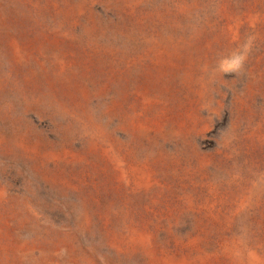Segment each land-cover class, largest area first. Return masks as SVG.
<instances>
[{"label":"rangeland","instance_id":"374dc122","mask_svg":"<svg viewBox=\"0 0 264 264\" xmlns=\"http://www.w3.org/2000/svg\"><path fill=\"white\" fill-rule=\"evenodd\" d=\"M0 264H264V0H0Z\"/></svg>","mask_w":264,"mask_h":264},{"label":"clouds","instance_id":"9594fccd","mask_svg":"<svg viewBox=\"0 0 264 264\" xmlns=\"http://www.w3.org/2000/svg\"><path fill=\"white\" fill-rule=\"evenodd\" d=\"M252 47V38L249 37L244 43L231 50L226 55H221L216 61L213 73L223 75L239 74L243 71Z\"/></svg>","mask_w":264,"mask_h":264}]
</instances>
